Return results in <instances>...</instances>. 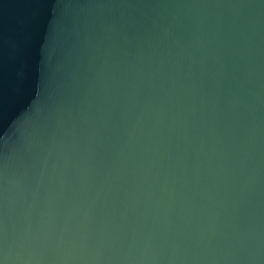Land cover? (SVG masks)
Segmentation results:
<instances>
[{"label":"water","instance_id":"95a60500","mask_svg":"<svg viewBox=\"0 0 264 264\" xmlns=\"http://www.w3.org/2000/svg\"><path fill=\"white\" fill-rule=\"evenodd\" d=\"M0 264H264V0H0Z\"/></svg>","mask_w":264,"mask_h":264}]
</instances>
